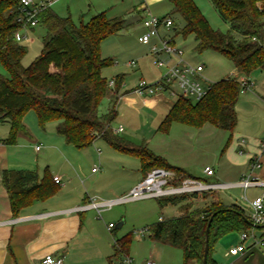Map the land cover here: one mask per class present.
Listing matches in <instances>:
<instances>
[{"label": "trees", "instance_id": "16d2710c", "mask_svg": "<svg viewBox=\"0 0 264 264\" xmlns=\"http://www.w3.org/2000/svg\"><path fill=\"white\" fill-rule=\"evenodd\" d=\"M170 2L171 15L184 22L181 29L176 25L175 33L184 39L193 36L199 54L216 52L246 77L256 71L264 72V0H210L220 19L229 25L226 33L213 30L193 0ZM20 14V0H0V65L6 72V76L0 74V124L10 125L7 144L13 145L18 134L26 132L23 120L34 111L42 126L55 122L57 133L76 149L91 147L101 139L114 150L137 157L144 178L161 168L175 174L176 184L186 179L198 180L147 147L133 146L112 128L118 117L124 78L117 76L115 87L108 86L102 72L112 62L102 58L101 45L127 27L125 20H110L100 13L87 22L81 18L76 24L70 16L60 17L47 9L38 17V27L44 31L42 50L31 65L24 67L22 60L28 49L16 39L23 27L18 22ZM241 92L237 81L226 78L214 83L199 102L178 99L158 131L168 134L173 124L196 129L211 125L228 134L225 152L238 125L236 105ZM104 100H108L109 107L100 115L98 108ZM2 181L14 217L34 202L56 193L57 184L48 171L41 179L36 172L4 171ZM193 199L207 202L194 209ZM158 204L161 208L181 205V216L157 222L150 227V234L154 241L181 250L183 264H202L205 231L211 218L207 264H212L213 243L230 233L253 228L243 209L225 206L213 193L160 199ZM130 243L131 234L117 244L124 252Z\"/></svg>", "mask_w": 264, "mask_h": 264}, {"label": "crops", "instance_id": "0c3cea01", "mask_svg": "<svg viewBox=\"0 0 264 264\" xmlns=\"http://www.w3.org/2000/svg\"><path fill=\"white\" fill-rule=\"evenodd\" d=\"M41 1L46 0L34 2L39 3ZM51 1L54 4L50 9L54 11V8L63 0ZM65 9L67 13L69 12L71 18L72 14L76 12L79 15V19L82 18L84 22L89 21L94 15L105 13L110 20L123 19L127 27L137 26L142 29V32L144 31L142 19L146 10H149L158 17H178L177 15H171L173 6L170 0H67ZM54 12L57 14L56 11ZM57 15L63 17L59 13ZM35 28H25L20 31L21 40L19 43L21 45L27 47V44L31 42V35L35 34L33 31ZM23 61L24 59L22 60V64ZM23 66L27 67L24 64ZM0 67L2 66L0 65ZM0 72L2 73V68H0ZM140 73L143 75L142 71ZM117 76H123L125 85L129 75L118 74ZM239 77L247 78L250 81L249 77L244 75H240ZM251 84L247 90L243 91L244 93L252 92L255 85ZM134 87L131 90H124L122 88L121 93L123 95L120 98L119 104L125 101L126 97H133L130 99L131 101L129 100L128 106L135 113L141 116V113L143 114L144 110H147L162 122L173 108L175 99L162 94L140 98L133 93ZM237 115L239 124L238 111ZM0 127H2L0 128L2 129V132H0V264H40L42 259L48 255L62 257L64 264H122L126 257L131 258L132 264H148L149 262H154L155 264H183V253L181 250L154 241L151 238V234L143 236L134 235L136 228L149 225L152 222L154 225L160 219L170 220L181 216L179 210L181 205H168L161 208L158 200L149 199L156 201V203L153 202L152 208H133L134 206H138L140 202L149 201L144 200L132 202L134 205L132 203L127 204L131 207H127L126 205L117 210L105 211L101 214V217L93 210L76 212L75 208L90 202L93 198L105 201L124 196V194L128 193L143 180L145 175L140 168L135 177L128 176V180L124 178L127 187L118 192L108 187L109 185L105 182V173H101L95 176V178L86 176V181L84 182L81 180L83 177L81 168L71 163L67 157V153L73 154L76 153V150L70 151L68 144L63 145L60 140H57V143H60V145H56L55 150L60 155L59 157L65 160L66 164L63 166V169L52 173V175L50 173L52 179L55 177L60 178V183L56 185V193L46 200L34 202L22 209L17 217H14L7 190L3 185L2 174L4 171H27L36 172L39 175L40 169L37 157L46 148L45 145L40 143L41 140L45 141V139L38 138L30 132H20L16 142L13 145H9L6 140L10 135V125L0 124ZM237 127L234 130L233 136L237 132L236 137L238 138H236L234 145L231 141L233 147L230 144L229 148L237 149L241 155L245 154L247 162L237 161L234 154L231 153L226 162L230 174L227 176L224 174L220 175L215 171V175L211 178H214V183L231 184L237 183L249 175H253L258 181L264 182V152L261 150L264 140L252 138L250 142H246L244 138H239L243 130ZM123 132L124 128L121 133ZM249 132H261L260 136L262 137L264 136V125L262 124L258 131L250 130ZM119 134L117 133L118 136ZM165 137L168 139L169 136L165 135ZM125 140L129 141L128 139ZM98 142L105 143L101 139H98L93 145ZM166 143L169 144V142ZM185 144V142L181 143L180 141L172 147V150L163 153L151 145V150H149L158 157L162 158L166 156L168 159H172L173 162L171 163L164 160L174 167L183 169L195 178L188 170L190 166L185 163L187 156L192 152L191 149H187ZM32 146H34V152L31 150ZM38 146H41V148L39 151H36ZM48 151L45 153L47 154ZM97 153L100 159L102 156L101 150L98 149ZM33 154L36 155V158L33 157ZM255 157L261 158L262 168L252 171L248 164ZM221 160L218 165H220ZM67 164L69 166L71 164L72 167L68 168ZM206 167L209 166L207 165ZM212 168L214 169L213 166ZM98 173L99 170L93 174ZM227 191H236L240 195L239 201L233 195L228 194L229 192ZM221 192H226V199H221L220 193L217 192L214 196L218 201L222 202L225 206H237L243 209L249 217L251 210L248 202L264 194V187L258 186L248 189L245 192L248 202L242 199L243 193L240 189ZM203 200L193 199L192 204L194 209L204 206L203 204L207 201ZM133 212H135L134 218L132 217ZM110 224H114L115 226L112 230H108ZM252 229L246 232L251 233ZM130 234L131 243L122 252L117 243ZM241 234L239 232L230 233L212 244L210 252L212 264H264V247L255 246L250 238L244 243L246 248L244 253L236 257L229 256V250L241 244ZM254 234L258 238H263L264 227L254 228Z\"/></svg>", "mask_w": 264, "mask_h": 264}, {"label": "rangeland", "instance_id": "374dc122", "mask_svg": "<svg viewBox=\"0 0 264 264\" xmlns=\"http://www.w3.org/2000/svg\"><path fill=\"white\" fill-rule=\"evenodd\" d=\"M193 1L198 6L201 13L205 16L213 30L223 33H226L229 30V25L220 19L210 0ZM66 5L67 0L61 1V3L54 8V11L63 17H68L69 12H66ZM170 18L174 22V28L176 27V21L177 28L181 29L183 27L184 22L180 17L173 18L170 16ZM72 19L76 24H79L81 21L76 12L72 14ZM174 28L170 31H162V34L167 38H174L176 45L184 49L186 58L190 62L196 65H204V75L209 82L216 83L226 78H240V75L237 73L231 62L213 51H206L199 54L195 51L196 44L193 36L184 39L181 35H179V33H174ZM33 31L35 34L30 37L31 42L27 44L28 53L23 61L25 66L31 65L35 61L42 48V37L44 36V31L38 27ZM142 33L141 28L137 26H129L118 35L106 39L101 45L102 58L108 62H112L108 68L103 70L102 74L104 78L109 82L112 79L114 80L118 74H128L129 76L127 77L126 83L123 87L124 90H131L140 79L146 80L149 84H155L161 79L165 72V68H158L155 66V59L151 55L149 47L139 43L138 38ZM131 62H135L136 66H130ZM0 68H2L3 75L6 76V72L3 67ZM140 71H142L143 75H141ZM2 73L0 72V74ZM249 79L255 87L252 89V92L244 93L242 91L243 93L240 94L237 105V111L239 114V124L237 128L243 130L241 135H239V138H244L246 142H250L252 138H260L264 140V136H260L261 132H249L250 130L258 131L260 126L262 124L264 125V72L256 71L249 76ZM132 98L133 97H126L125 101H122L119 104L117 108L118 117L113 123L112 128L113 130H117L120 127L124 128V132L120 133L119 137L128 139L131 143H133V146H144L151 150V145L163 153L165 151L172 150V147L178 144V142H185L187 149L192 150L191 154L187 156L185 163L190 166L188 170L195 176V178L199 179L201 183H214V178H207L204 175V169L207 165L209 167L213 166L216 173L218 172L220 175L224 174L227 176L230 174V170L226 166V162L231 153L234 154L237 161L247 162L245 154L241 155L237 149L234 150L232 148V144L234 145L236 143V138H238L236 137L238 134L237 132H235L231 140L232 147L227 149L225 152L223 151L228 140V134L212 127L211 125H205L200 129H196L182 124H173L168 134L161 133L158 132L161 120L159 121L158 118H155L154 115L147 110H144L143 114L141 113V116L135 113V111L128 106V102H130V99ZM108 107V100H104L98 108V113L100 115L104 114ZM23 125L26 132H30L38 138L45 139V141L41 140L40 143L45 145L46 148H44L37 157L40 177L43 178L46 171L52 175V173L63 169L66 162L59 157L60 155L56 153L55 148L56 145H60V143H57V140H60L63 145H67V143L63 137L58 135L56 131L57 124L55 122H50L45 126H42L36 113L34 111H30L26 114L23 120ZM0 132H2V129H0ZM165 135L169 136L168 139ZM149 142L150 144H148ZM166 142H169V144ZM68 149L70 151L76 150V153H67V157L71 163L81 168L83 173L81 180L85 182L86 176L95 178V176L105 173V182L109 185L108 187L113 188L112 190H115V192L125 189L127 184L125 183L124 178H127L128 180V176L135 177L136 173L141 168L140 160L137 157L124 155L102 142H98L95 145L84 149H76L72 145H68ZM98 149L102 152L100 159L97 153ZM31 150L34 152V146L31 147ZM46 151H48L47 154L45 153ZM33 157L36 158V155L33 154ZM221 157L223 158L222 160ZM162 158L168 163L173 162L172 159H168L166 156ZM220 160V165H218ZM71 167L72 166L70 164L68 168ZM94 168L99 170L98 174L92 173V169ZM227 192L239 201L240 195L236 191ZM218 193H220L219 196L221 199H226V192L220 191ZM213 195H216V193H213ZM153 202L156 203L155 200L140 202L138 203V206H134L133 208H152ZM126 205L127 204L115 206L112 210H117ZM128 206L130 205H127V207ZM134 213L135 212L132 213L133 218ZM151 225H153V222L149 225L136 228L135 231L150 228Z\"/></svg>", "mask_w": 264, "mask_h": 264}, {"label": "built area", "instance_id": "2783aa9c", "mask_svg": "<svg viewBox=\"0 0 264 264\" xmlns=\"http://www.w3.org/2000/svg\"><path fill=\"white\" fill-rule=\"evenodd\" d=\"M51 0L35 3L33 0H20L21 14L18 22L25 28H35L39 24V15L53 6ZM143 33L138 38L139 43L149 47L151 55L155 59V66L165 68V72L161 79L155 84H149L146 80L140 79L133 89V93L140 98L153 97L157 94L169 95L178 99L199 102L204 99L211 90L214 83L209 82L205 77L204 65L194 64L186 58L183 48L176 45L174 38H167L162 31H170L174 28V22L170 17H158L149 10L145 11L142 19ZM20 32L16 34L19 42ZM175 33V28H174ZM130 66L135 67L136 63L131 62ZM237 81L242 91L247 90L252 84L247 78L234 79ZM110 88L115 87V80L108 82ZM123 128L120 127L116 133H121ZM40 150V146L36 151ZM264 152V143L261 147ZM250 169L252 171L262 168V160L255 157L251 160ZM93 173L98 172L94 168ZM204 174L211 178L215 175L212 167H206ZM56 184L60 183V178H53ZM175 174L164 169H155L150 172L143 180H141L127 194L114 200H98L91 199L90 202L75 208L76 212L95 211L99 217L105 211L112 210L115 206L125 205L132 202L144 201L149 199H166L179 196H193L204 193H217L220 191L240 189L243 193L242 199L248 202L245 192L254 187H264V182L258 181L253 175L240 180L237 183L219 184V183H201L199 180L186 179L180 184L175 183ZM251 210L249 220L256 226H264V194L259 195L254 200L248 202ZM163 221V219H160ZM114 224H110L108 230L114 228ZM150 228H144L134 232L136 236L150 234ZM252 239L255 246L264 247V237L258 238L254 234V227L251 233L243 232L241 234V244L229 250V256L236 257L245 252V241ZM40 264H64L62 257L48 255L45 256ZM122 264H132L130 257H126ZM148 264H155L149 262ZM223 264V263H219Z\"/></svg>", "mask_w": 264, "mask_h": 264}, {"label": "water", "instance_id": "95a60500", "mask_svg": "<svg viewBox=\"0 0 264 264\" xmlns=\"http://www.w3.org/2000/svg\"><path fill=\"white\" fill-rule=\"evenodd\" d=\"M212 219H210V222L207 226V229L205 231V249H204V258H203V262L202 264H207V260H208V255H209V241H210V237H209V234H210V226H211V222H212ZM249 225L251 227H254V228H263L264 226H256L254 225L251 221H248Z\"/></svg>", "mask_w": 264, "mask_h": 264}]
</instances>
